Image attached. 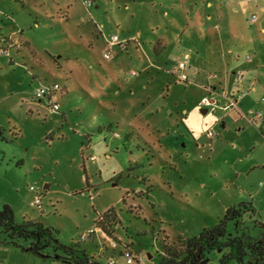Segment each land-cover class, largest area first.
<instances>
[{
	"label": "rangeland",
	"instance_id": "374dc122",
	"mask_svg": "<svg viewBox=\"0 0 264 264\" xmlns=\"http://www.w3.org/2000/svg\"><path fill=\"white\" fill-rule=\"evenodd\" d=\"M206 1L219 15L212 46L191 33L186 41L198 53L184 71L188 80L179 81L174 69L183 44L179 52L174 45L184 12ZM242 1L250 2L0 0V208L10 206L18 224L43 223L60 244L83 249L97 264H126L125 252L133 264H156L164 247L180 255L184 239L240 203L254 213L241 217L239 228L264 236L257 224L264 225V137L246 116L264 110V87L227 112L197 106L205 95L233 92L228 71L240 66L225 56L231 45L251 53L257 44L264 73V11L252 2L245 11ZM251 13L259 19L254 25L247 22ZM113 35L126 45L105 60ZM54 83L58 111L35 96L40 85ZM208 130L215 132L211 143ZM109 208L120 220L114 239L95 227ZM226 234H234L233 222ZM226 252L211 254L208 263L218 264ZM44 253L51 256V248ZM0 264L66 263L0 245Z\"/></svg>",
	"mask_w": 264,
	"mask_h": 264
},
{
	"label": "trees",
	"instance_id": "16d2710c",
	"mask_svg": "<svg viewBox=\"0 0 264 264\" xmlns=\"http://www.w3.org/2000/svg\"><path fill=\"white\" fill-rule=\"evenodd\" d=\"M246 213L249 217L253 216L254 209L250 204L228 207L214 226L203 228L196 235L184 239L180 255L164 247V253L156 264H209L208 257L223 250L227 252L217 259L218 264H264V236L252 238L239 228V219ZM229 222L234 224V234L230 236L226 234ZM119 224V217L113 208L107 209L95 221V227L113 239L115 226ZM90 231L88 234L93 232ZM19 242H26L27 247L24 248ZM0 245L21 248L39 257H52L66 264H97L83 249L60 244L43 223H16L13 210L8 205L0 208ZM46 248H51V256L44 253Z\"/></svg>",
	"mask_w": 264,
	"mask_h": 264
},
{
	"label": "crops",
	"instance_id": "0c3cea01",
	"mask_svg": "<svg viewBox=\"0 0 264 264\" xmlns=\"http://www.w3.org/2000/svg\"><path fill=\"white\" fill-rule=\"evenodd\" d=\"M251 2L256 7L258 6L260 11H264V6H262L259 3L261 1H259V0H250L249 3H251ZM249 3H245L244 1H242V8L245 9V11H247L249 9ZM199 9H201V10H199ZM199 9H197V11L196 10L195 11L194 10L190 11V10H187V9H186L187 11L185 10V12H184V15H185L184 29L182 30L180 39H178L177 43H175V45H174L176 51L179 52V48L178 47H180V45L182 43L183 44V46H182L183 48L180 49V54L181 53L182 54L183 53L184 54H189V57H193L192 56L193 53H198L197 46L194 45L192 42L191 43H187V41H186L190 37L191 33H194L196 35L198 34V36L201 39V41H203L204 43H206L209 46H212L211 43H210V41H211L210 36H213L212 34L215 33V29L213 28L212 23L215 20L217 21V18L219 17V15H218L217 18H215L214 14H212V13H215L216 10H212L213 9V5L209 1H206V5L204 7L199 8ZM232 11L236 12L235 9H233ZM252 14H254V13H251V15ZM249 16H250V14H249ZM249 16H247V20H248ZM190 17H191L192 21H191ZM213 17L215 18V20L212 22ZM256 17H257V19H256V21L253 24L249 23L247 21L249 23V25L250 24L254 25L255 23H257V21H259L257 15H256ZM261 28H262V30L264 29V27H261ZM230 33L228 35L232 36L234 41H238V42L242 43V42L247 40V38H246L247 36L236 38V35H233L232 33L230 35ZM247 41H248V43H250L249 39ZM157 43H162L163 46L166 45L165 42L162 39H158ZM157 43H156V45H157ZM156 45H154V46H156ZM256 45L253 44V49H252L251 53H245V52L238 51V50H236V49H234L232 47L233 45H231V47H229V48H225V50H224L225 56L230 60V62H236V60H238V62H236V63H238V65L240 66V70L235 68V70L237 69L236 71H233L234 69L228 71L229 72V77L228 78L232 79V83H233V81L235 82V83H233L235 88H234L233 92H230V94L236 93V91H239L240 93L243 92V95L238 98L237 103L249 91H253L258 85H261L262 87H264V84L261 81V78H262V76H264V73L257 66L258 65V61L260 63L261 62L260 60H262V56H263V52L262 51L263 50H261L260 47H256ZM234 46L236 47V44H234ZM256 48H258V49H256ZM153 51L155 53H159L161 51V49L160 50H154L153 49ZM220 62L222 63V61H220ZM221 63H220V65H221L220 67L222 68V71L225 73V76L227 77L226 72H227V67H229V66L226 64V61L224 63V67L222 66ZM239 73L241 74V77H242L240 82H238L236 80V76ZM195 75H196V70H195ZM224 85H226V86L223 88V90L226 89V91L229 92L228 91L229 87L227 86V83L224 84ZM214 92H215V89L213 88V94H215ZM263 96H264V93H263V95H261L260 100H261V98ZM216 98H217V96H216ZM219 99L220 100L221 99L224 100V98L221 97V96H219ZM219 99H218V101H219ZM256 109H258V108H256ZM219 110H221V109H219ZM203 111H205V110H203ZM261 111H262V117L258 121L257 126L258 125L260 126L259 129H260V132L262 134L263 131H264V110L262 109ZM206 112H204V113H206ZM222 126H224L223 120H222ZM208 140H209L210 143L213 142V138H208Z\"/></svg>",
	"mask_w": 264,
	"mask_h": 264
},
{
	"label": "built area",
	"instance_id": "2783aa9c",
	"mask_svg": "<svg viewBox=\"0 0 264 264\" xmlns=\"http://www.w3.org/2000/svg\"><path fill=\"white\" fill-rule=\"evenodd\" d=\"M219 1H223V0H219ZM256 19H257L256 15L252 14L249 16L248 22L254 23L256 21ZM118 45L119 46L121 45L123 47L126 44L125 43L123 44L118 39V37L116 35L111 36L106 41V49L102 55L103 59L109 60L112 57L113 47H116ZM189 60H190L189 54H184L181 59L177 60L178 64H177L176 68L174 69V73H175V77L179 81L186 82L188 80V75L184 71L189 69ZM241 78H242L241 74L239 73L236 76V80L238 82H240ZM261 81L264 84V76H262ZM59 90H60V87L57 83L50 84L48 86L40 85L36 91L35 96L38 100L45 99L53 111H58L59 105L56 101V94L59 92ZM242 95H243V92L240 93L239 91H236V93H232V94H229L227 96L226 92L224 91L221 95V97L224 98L222 105L218 104V99L216 97H212L211 95H205V96L201 97V99L197 102V106L201 108V111H203V110L207 111L208 108L216 107V108H219V109L227 112V111L232 110L236 107L237 100ZM261 102H264V96L261 98ZM246 116H250V118H251L250 121L254 124H257L258 121L260 120V118L262 117V111L261 110H252ZM214 135H215V132L211 131V130H208L206 133V136L208 138H213ZM262 135L264 137V131H263ZM30 190H33V187H30ZM37 202H39V195L35 196V203H37ZM89 232H91V231H89ZM123 259L125 260L126 264H133L135 258L131 253L126 252L123 255ZM107 264H114V262L109 261Z\"/></svg>",
	"mask_w": 264,
	"mask_h": 264
},
{
	"label": "water",
	"instance_id": "95a60500",
	"mask_svg": "<svg viewBox=\"0 0 264 264\" xmlns=\"http://www.w3.org/2000/svg\"><path fill=\"white\" fill-rule=\"evenodd\" d=\"M206 111H202V113H204ZM258 225H260L261 227H264V225L260 224V223H257Z\"/></svg>",
	"mask_w": 264,
	"mask_h": 264
}]
</instances>
